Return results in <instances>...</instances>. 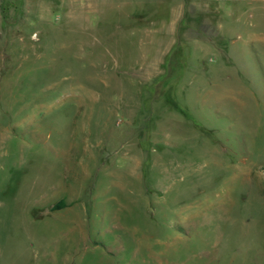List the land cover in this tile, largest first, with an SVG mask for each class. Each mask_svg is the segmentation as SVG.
Returning <instances> with one entry per match:
<instances>
[{"label":"rangeland","instance_id":"374dc122","mask_svg":"<svg viewBox=\"0 0 264 264\" xmlns=\"http://www.w3.org/2000/svg\"><path fill=\"white\" fill-rule=\"evenodd\" d=\"M84 1L0 0V264H264V54Z\"/></svg>","mask_w":264,"mask_h":264},{"label":"crops","instance_id":"0c3cea01","mask_svg":"<svg viewBox=\"0 0 264 264\" xmlns=\"http://www.w3.org/2000/svg\"><path fill=\"white\" fill-rule=\"evenodd\" d=\"M117 1L85 0L84 8L91 10L83 13L94 16L96 5L106 7ZM125 1L131 6L138 3ZM139 4L141 12L128 13L127 17L143 21L141 41L149 39L155 41L156 47L164 48L174 47L178 42L203 41L215 46L223 58L221 63L236 61L240 55L254 56L251 48H245L249 44L260 55L264 54V0H139ZM110 28L108 25L107 29ZM237 48L243 51L237 53Z\"/></svg>","mask_w":264,"mask_h":264},{"label":"trees","instance_id":"16d2710c","mask_svg":"<svg viewBox=\"0 0 264 264\" xmlns=\"http://www.w3.org/2000/svg\"><path fill=\"white\" fill-rule=\"evenodd\" d=\"M59 204H61V202H60V201H59V202H58V203H57L55 206H53V207H58V205H59Z\"/></svg>","mask_w":264,"mask_h":264}]
</instances>
